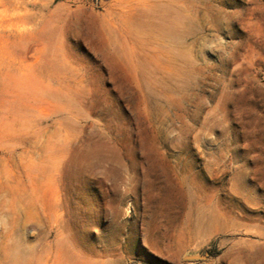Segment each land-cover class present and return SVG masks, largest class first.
<instances>
[{
	"label": "rangeland",
	"instance_id": "obj_1",
	"mask_svg": "<svg viewBox=\"0 0 264 264\" xmlns=\"http://www.w3.org/2000/svg\"><path fill=\"white\" fill-rule=\"evenodd\" d=\"M0 264H264V0H0Z\"/></svg>",
	"mask_w": 264,
	"mask_h": 264
},
{
	"label": "bare ground",
	"instance_id": "obj_2",
	"mask_svg": "<svg viewBox=\"0 0 264 264\" xmlns=\"http://www.w3.org/2000/svg\"><path fill=\"white\" fill-rule=\"evenodd\" d=\"M175 21V20H174Z\"/></svg>",
	"mask_w": 264,
	"mask_h": 264
}]
</instances>
